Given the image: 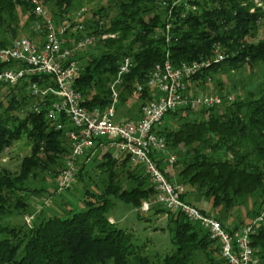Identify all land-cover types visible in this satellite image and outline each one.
Listing matches in <instances>:
<instances>
[{
    "label": "trees",
    "instance_id": "16d2710c",
    "mask_svg": "<svg viewBox=\"0 0 264 264\" xmlns=\"http://www.w3.org/2000/svg\"><path fill=\"white\" fill-rule=\"evenodd\" d=\"M93 1L0 0V36L3 37L0 47L16 37L19 13L29 12L27 20L37 22L39 32H44L49 29L46 16L57 25L68 20L70 11H82L83 4ZM175 1L106 0L105 4L82 11L84 18L77 22L82 29L70 33L67 44L72 47L75 39L93 37L85 51L73 54L81 68L74 89L81 94L85 107L104 110L110 105L109 86L124 59L129 60V65L117 85L118 107L128 103L136 106L138 116L132 115L134 120L139 118L141 105L153 98L145 83L151 69L166 55L173 67L195 60L208 61L206 67L186 81L190 96L213 94L203 89L217 71L264 61V38L255 40L259 29H264V9L257 8L253 0H190L176 4ZM45 2L53 10L49 14L44 12L43 18L35 13V8L43 7ZM24 34L28 38L36 35L34 31ZM216 44L224 52L221 62L213 59L212 47ZM3 67L0 63V69ZM31 80L35 78L14 85L0 83L7 90L6 106L0 113V156L21 135L30 145V155L20 165L22 176L0 172V264H195V255L202 260H199L201 264H210L212 251L225 264L217 243L199 224L159 205L141 210L142 202L152 200L153 187L143 167L131 163L127 154L116 155L113 149L98 147L99 142L107 143V139L97 141L75 160L76 171L70 185L85 177L89 166L85 157L91 154L96 155L91 160L92 170L100 174L92 183L97 190L81 185L84 208H62L50 213L41 209L30 226L23 220L14 222L30 212L25 200L28 195L25 176L38 172L56 174L65 166L70 151L69 126L56 130L46 118L44 107L33 109L39 101L26 90ZM138 85L142 90L135 93ZM219 96L223 101L218 106L178 107L167 112L153 127V132L164 138L167 155L178 157L173 166H178L176 177L181 182L174 180L170 170L173 166L165 167L166 155L154 150L151 156L157 159L169 181L188 187L182 195L185 202L216 218L232 234L251 222L232 225L228 221L229 211L253 192H264V89L259 97L249 100ZM188 193L209 196L212 212L188 202ZM119 201L139 211L135 215L138 220H145L142 212L150 211L154 216L167 213V225L152 226L150 230L167 232L170 246L152 249L156 240L146 235L150 231L148 227H143L145 232L141 235L117 220L111 222L109 211ZM263 205L264 201L252 220ZM250 245L253 264H264V223L255 227Z\"/></svg>",
    "mask_w": 264,
    "mask_h": 264
},
{
    "label": "built area",
    "instance_id": "2783aa9c",
    "mask_svg": "<svg viewBox=\"0 0 264 264\" xmlns=\"http://www.w3.org/2000/svg\"><path fill=\"white\" fill-rule=\"evenodd\" d=\"M188 1L177 0L175 4ZM254 4L264 9V0H254ZM35 13L45 17L38 5ZM75 22L72 26L68 20L57 25L47 21L49 32L42 41L19 37L0 47V63L4 65L0 69V83L14 85L21 80L35 78L26 87L30 96L39 101L33 109L44 107L46 118L56 130L69 126L67 137L70 151L56 180L58 190L62 191L70 185L76 171L75 160L94 147L97 141L107 139V143L99 142L100 149L108 147L115 150L116 155L125 153L131 163L143 167L154 190L152 200L143 203V210H148L154 204L169 211H178L187 220L199 224L209 238L217 243L225 264H253L250 235L257 225L264 223V205L250 224L230 234L216 218L185 202L182 198L184 186L169 181L157 165V159L151 156L154 150L160 155H166V168H171L176 161L175 155H167L164 138L153 132V127L167 112L178 107L209 108L222 103L223 98L216 94H187L186 81L206 67L208 61L195 60L173 67L166 55L148 75L145 85L153 93V98L141 105L139 118L135 121L115 122L116 106L119 104L117 85L128 70L129 60L124 59L109 86L110 105L104 110L85 107L81 94L74 89V81L81 68L73 54L89 46L93 37L75 39L70 47L67 44L68 35L82 29L80 23ZM36 28L39 29V25ZM212 54L214 62H221L225 58L218 44L212 47ZM141 90L142 87L138 85L135 93Z\"/></svg>",
    "mask_w": 264,
    "mask_h": 264
},
{
    "label": "rangeland",
    "instance_id": "374dc122",
    "mask_svg": "<svg viewBox=\"0 0 264 264\" xmlns=\"http://www.w3.org/2000/svg\"><path fill=\"white\" fill-rule=\"evenodd\" d=\"M105 2L106 0H95L91 3H85L82 5V11L89 10L90 8H95L97 5L105 4ZM41 8L44 12H47V14H49L51 9L53 10L52 5L49 4V2H45L43 7ZM82 11L78 9L74 12L70 11L68 13V18L66 16V19H68L70 23H75V21L81 22L84 18V16H81ZM28 16L29 12H23L22 14L19 13L17 15V19L19 20L18 28L16 29L17 35L14 38H9L8 42L12 41L15 38H18L19 36H26V34L24 33L28 34L29 31H34L36 33V35L31 38L33 41L40 42L43 40L45 34H47V32L49 31L47 30L44 32H39V30L36 28L38 25L37 22H30L29 20H27ZM168 17L169 11L167 12V18ZM85 18H87V16H85ZM46 19L47 21L52 20V18L47 16ZM51 23L53 24V22ZM166 24H169L168 21ZM257 34L258 37H256L255 40H257V38L263 39L264 29L261 27ZM2 39L3 37L0 36V40ZM83 51H85V49L81 50V52ZM262 89H264V61H256L247 63L246 65H239L235 68L231 67L228 69L226 68L224 70L217 71L216 73H214L208 86L203 89V92H212L216 95H223L225 96L224 98L229 96L230 98L235 100H249L252 98L255 99L259 97L261 95ZM196 92H198V89ZM6 93L7 90L0 86V113L4 112L3 108L6 106ZM118 105L116 106V113L114 118L115 122H119L123 120V118L126 119V121H129L128 118H132V115L136 114V112L138 111L136 109V106L133 107L129 103L125 105H120V107H118ZM128 108H130L131 110L126 111ZM29 155L30 145L28 141L24 138V135H21V138L17 140L14 144H12L10 147L6 148L3 155L0 156V172L4 170L12 176H22V174L20 175V165L22 161ZM95 156L94 154H91L90 156L85 157V159H87L86 164H89V166H86L87 174L83 178L84 182L83 179L82 181H78L77 183H73V181V184H71L62 191L58 190L55 182L59 173L61 172V169L57 170V175L41 172L28 173L25 176L26 181L24 184L28 192V195L25 196V200L29 204L30 212L29 214L23 215L21 219L15 218L14 222L23 220L25 223H27L28 226H30L35 215L39 211H41V209H44L45 211L50 213L51 211H61L62 208H84L81 185L83 183L85 185V188H88L90 190H97V186L95 187L94 185H92V183H95L97 179H99L98 177L100 176V174H98L99 171L97 172L92 170L94 167L91 160L94 159L93 157ZM177 159L178 157L176 158V160ZM78 162L79 161H77V163ZM174 164H176V161ZM177 169L178 166L175 165L170 170L171 173L174 174V180L181 182L182 180L176 177ZM185 189H188L186 185ZM187 200L188 202L196 205L207 213L212 212L213 210L212 200L209 196H198L195 193H188ZM262 201H264V192L260 190L253 192V195L250 198H245L244 200L239 201L236 205L233 206V209L230 210L228 213L230 217L228 221H231L232 225L236 223H241V225H245L249 222H252V217L255 211L259 209L258 207L260 206ZM144 202H142L141 205L142 211H145L142 209ZM136 212L138 213L139 211ZM136 212L135 210H132L130 207L124 205L120 201L115 202V205L109 211V215L112 217L110 221L112 222L113 219L117 220L118 222H120V224L128 225L129 229L132 228L133 233L138 232L141 235H144L145 232V230H143V227H148L150 230V227L152 226H158L163 228L165 225H167L166 222L168 214L165 212L159 213V215L156 216H154L150 211L146 213L142 212L141 216L145 217L144 221L137 219L138 217L135 216ZM222 213L223 212H221L220 214ZM147 232L149 233H147L146 235L151 236V238L156 240V244H158L156 246V244L153 243L154 245H152V249L155 248L159 250L162 246H170L167 232H151V230ZM209 255L212 257V263L209 262L210 264H221L219 255L217 253L212 251ZM197 256L198 255H195L196 258ZM196 258L193 259L194 263L201 264L202 260ZM205 261L206 260L204 259V262ZM106 264H111V262H107Z\"/></svg>",
    "mask_w": 264,
    "mask_h": 264
},
{
    "label": "crops",
    "instance_id": "0c3cea01",
    "mask_svg": "<svg viewBox=\"0 0 264 264\" xmlns=\"http://www.w3.org/2000/svg\"><path fill=\"white\" fill-rule=\"evenodd\" d=\"M136 114H137L136 116H138V113H137V112H136ZM134 115H135V114H134ZM131 121H135L134 118H133V116H132V120H131ZM119 122H120V121H119Z\"/></svg>",
    "mask_w": 264,
    "mask_h": 264
}]
</instances>
